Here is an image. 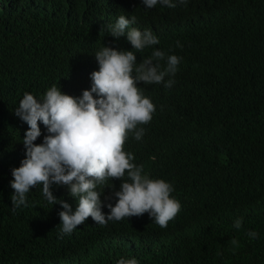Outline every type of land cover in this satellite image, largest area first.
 Instances as JSON below:
<instances>
[{
  "label": "trees",
  "instance_id": "16d2710c",
  "mask_svg": "<svg viewBox=\"0 0 264 264\" xmlns=\"http://www.w3.org/2000/svg\"><path fill=\"white\" fill-rule=\"evenodd\" d=\"M173 3L149 9L142 0H0V264H117L121 257L264 264V0ZM119 15H134L130 27L160 40L137 53L138 63L154 49L182 58L176 75L166 77L175 80L171 88L139 85L156 111L140 125L143 139L129 133L125 144L145 174L172 184L181 210L166 229L148 213L106 226L89 217L60 239L63 209L47 202L42 185L28 193V207L12 210V169L26 158L29 130L15 110L25 92L40 99L54 84L82 97L99 70L94 54L102 45L134 51L105 27ZM40 128L36 144L47 135L42 122ZM112 183L101 197L106 216L122 181ZM52 191L75 211L78 201L66 186ZM237 218L240 229L233 227ZM232 239L239 241L234 249Z\"/></svg>",
  "mask_w": 264,
  "mask_h": 264
},
{
  "label": "clouds",
  "instance_id": "9594fccd",
  "mask_svg": "<svg viewBox=\"0 0 264 264\" xmlns=\"http://www.w3.org/2000/svg\"><path fill=\"white\" fill-rule=\"evenodd\" d=\"M142 2L149 9L157 4L168 8L177 6L173 0ZM179 2L187 4L188 0ZM135 23L134 15L131 19L119 15L115 23L105 26L116 40L126 37L134 51L102 45L94 54L99 70L91 74V89L83 91L82 97L64 94L54 84L40 99L25 92L15 110V115L29 126V130L22 140L26 158L20 167L12 169V210L28 207V193L42 185V195L47 202L59 204L63 209L59 212L62 223L56 228L60 239L71 235L89 217L96 224L106 226L109 221L148 213L158 226L166 229L181 210L180 202L171 196L172 184L150 178L144 172V165L134 162L135 155L125 151L129 133L136 141H141L145 129L140 125L150 123L156 111V106L139 85L163 84L165 88H171L175 80H166V77L176 75L182 60L154 49L138 63L137 53L158 45L160 40L150 29L142 32L130 27ZM176 46L183 47L179 41ZM41 122L47 135L42 144H36L42 135ZM114 180H121L122 184L120 190L113 193L115 206L107 203L110 214L106 216L102 212L105 204L101 197L106 189L115 188L113 183L108 186V182ZM53 185L68 188L69 195L78 201L75 211L70 204L53 195ZM242 225L243 218H237L233 223L235 229ZM247 235L251 239L258 237L255 231H249ZM229 243L233 249L239 246L237 239ZM117 264L139 262L135 258L121 257Z\"/></svg>",
  "mask_w": 264,
  "mask_h": 264
}]
</instances>
